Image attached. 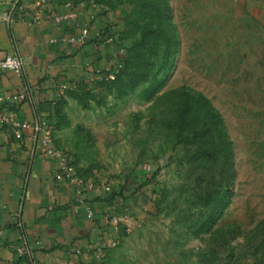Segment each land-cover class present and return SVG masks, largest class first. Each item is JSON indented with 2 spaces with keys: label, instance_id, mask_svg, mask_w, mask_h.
Segmentation results:
<instances>
[{
  "label": "rangeland",
  "instance_id": "obj_1",
  "mask_svg": "<svg viewBox=\"0 0 264 264\" xmlns=\"http://www.w3.org/2000/svg\"><path fill=\"white\" fill-rule=\"evenodd\" d=\"M38 1L89 7L123 49L47 122L79 189H136L98 264H264V0Z\"/></svg>",
  "mask_w": 264,
  "mask_h": 264
},
{
  "label": "crops",
  "instance_id": "obj_2",
  "mask_svg": "<svg viewBox=\"0 0 264 264\" xmlns=\"http://www.w3.org/2000/svg\"><path fill=\"white\" fill-rule=\"evenodd\" d=\"M62 9L63 5L51 9L38 0H0V58L16 50L22 55L28 83L47 122L54 100L64 93L62 85L90 81L94 71L105 69L115 59V54H109L108 48L100 46L103 42L97 41L104 26L102 16L85 7L79 9L76 21L57 23L54 16ZM85 27L89 30L85 40L72 41ZM24 84L16 73L0 71V95L13 97ZM6 107L12 122L29 126L0 121V264H31L28 256L16 252L20 242L18 212L37 264H69L74 260L73 251L86 246L95 252L100 242L114 238L109 216L122 217L129 198L117 196L109 201L103 194L82 191L67 177L59 179L56 161L43 147L35 146L31 103L22 99ZM16 130H20L21 138L15 137ZM84 259L96 263L93 258Z\"/></svg>",
  "mask_w": 264,
  "mask_h": 264
},
{
  "label": "built area",
  "instance_id": "obj_3",
  "mask_svg": "<svg viewBox=\"0 0 264 264\" xmlns=\"http://www.w3.org/2000/svg\"><path fill=\"white\" fill-rule=\"evenodd\" d=\"M85 6L81 7H75L70 2H67L63 5V9L61 12H58L54 16V19L57 23H62L63 21H76L79 16V9H83ZM104 31H100L97 35V41H103L105 36L103 35ZM89 30L87 27H85L81 33V35L76 38L72 37V41H83L88 36ZM107 37V36H106ZM117 36L112 35L110 37L105 38L106 43L113 44L116 42ZM117 57L109 62V68H107V73L104 74L105 69H97L96 75L97 76H103L105 75L106 79L114 80L116 73L121 68V61L119 59V56L123 54V49L118 46L117 48ZM8 70L16 73L19 77L23 78L25 80L24 88L23 90L18 93L17 95L13 97H5L4 95H0V121L4 124L13 123L15 125L20 126L21 128H26L29 125L24 124H17L16 122H12V116L10 114L9 109H7L6 105L8 103H18L22 99H27L33 108L34 111V142L35 146L43 147L45 149L46 154L54 159L57 163L59 174L58 178L63 180L65 177H67L69 180H71L73 183L76 184L75 178L73 177L74 174V166H73V159L70 157V155L65 154L62 151H59L57 148H55L51 144V137H50V128L48 126L47 121L42 117L40 113L37 111V103L35 101L32 88L27 80V72H26V66L24 59L22 55L16 50L15 53L11 55H7L4 58H0V71ZM104 70V71H103ZM70 87L69 84H64L61 86V90H66ZM43 130V133L41 135V132ZM16 138H21V132L20 130H16L14 132ZM27 181H29V175L27 176ZM110 188L108 187L107 190ZM105 190L101 191L100 193H104ZM108 211H111V206H108ZM93 215V212L91 209L88 210V216L91 217ZM112 225L114 227V232L119 229V225H122L121 219L117 214H113L112 216H109ZM16 224L18 228L20 229V242L18 246L16 247V252L20 256H28L31 259V264H37V262L34 259V250L32 245L29 242V238L27 235V230L24 225L23 216L21 212H18L16 214ZM0 233H2V230L0 229ZM115 238H110L107 240H103L102 242L97 245V248L95 249V252H92V249L90 246H86L84 248H77L73 251L74 260H72L69 264H89V262L84 259L86 256L87 258H92L96 261L95 264H98V262L101 260V258L104 255V251L107 248V246H113L115 245Z\"/></svg>",
  "mask_w": 264,
  "mask_h": 264
},
{
  "label": "trees",
  "instance_id": "obj_4",
  "mask_svg": "<svg viewBox=\"0 0 264 264\" xmlns=\"http://www.w3.org/2000/svg\"><path fill=\"white\" fill-rule=\"evenodd\" d=\"M111 29H113V28L109 27V29H108V28L105 29V31L103 32V35H104V36H107V37H110V36H112V35H115L116 32L113 31V30H111ZM109 30H110V31H109ZM105 33H106V34H105ZM107 37H106V38H107ZM119 47H121V45H119ZM121 48H122V47H121ZM119 59H120V61H121V65H122V66H121V68L119 69V71L116 73V76H115V79H114V80L106 79L105 76H97L96 73H95L96 71H94V73H95V77H94V79H95V80H93V81H92V79H91L90 81H86L85 79L77 80L76 83H73V84L70 86V88H69V89H66L65 91L67 92V91H69V90H73V89H75L77 86H87V87L93 88L95 85H99V84H103V83H114V82H116V81L118 80V78H119L120 73L123 71V69H124V67H125V58H124V55L121 54V55L119 56ZM103 71H104V70H103ZM37 111H38V113H40V107H39V105H37ZM153 175H154V173H153L152 175L148 176L147 179H146V181H145L143 184H141V186L139 185L138 189H141L143 186L146 185V183H147V184H148V183H151V182H152V179H153ZM138 189H137V190H138ZM131 191L135 192L136 189L132 190V189L129 188V187H122V188L120 189V191H118V192L112 191V193L110 194L109 197H107V199H108L109 201H112L113 199L116 198V196H119L121 199H125V198L129 197V196L132 194V193H131V194L129 195V192H131ZM133 195H135V193H133Z\"/></svg>",
  "mask_w": 264,
  "mask_h": 264
}]
</instances>
